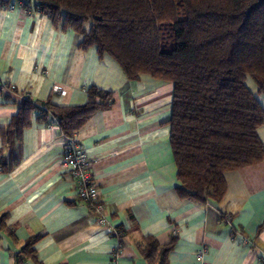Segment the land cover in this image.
<instances>
[{"label": "crops", "instance_id": "0c3cea01", "mask_svg": "<svg viewBox=\"0 0 264 264\" xmlns=\"http://www.w3.org/2000/svg\"><path fill=\"white\" fill-rule=\"evenodd\" d=\"M0 0V80L15 86L0 91V129L6 128L22 100L51 99L79 105L90 86L113 93L74 139L86 150L106 209L107 224L76 195L74 178L63 162L65 136L56 118L37 120L22 130L12 147L0 135V264H157L138 244L153 237L174 238L165 264H264V160L223 173L218 200L197 202L176 192L179 183L169 141L172 83L141 73L128 79L109 55L80 47L82 36L30 8ZM262 108L264 94L251 86ZM264 144V124L257 129ZM35 258L17 261L32 235ZM20 256V255H19Z\"/></svg>", "mask_w": 264, "mask_h": 264}, {"label": "trees", "instance_id": "16d2710c", "mask_svg": "<svg viewBox=\"0 0 264 264\" xmlns=\"http://www.w3.org/2000/svg\"><path fill=\"white\" fill-rule=\"evenodd\" d=\"M35 1L39 12L82 36L80 47L94 46L100 56L112 57L128 79L145 73L172 83L167 124L180 197L218 200L225 171L264 160L257 134L264 108L247 85L251 78L264 94V0ZM112 101V91L96 86L79 105L22 100L0 135L12 147L37 112V120L52 116L64 136L73 137ZM13 161L0 159V169ZM40 237L28 238L17 261L35 258ZM173 243L174 238L160 244L148 236L138 248L144 258L165 264Z\"/></svg>", "mask_w": 264, "mask_h": 264}, {"label": "built area", "instance_id": "2783aa9c", "mask_svg": "<svg viewBox=\"0 0 264 264\" xmlns=\"http://www.w3.org/2000/svg\"><path fill=\"white\" fill-rule=\"evenodd\" d=\"M9 7L18 4L22 7L24 13H29L30 8L22 0H9ZM13 84H7L0 80V91L14 90ZM63 162L67 170L74 178L77 198L87 203L96 214V221L100 225L107 224L106 209L100 196V191L94 180V174L91 170V163L87 157L86 150L74 137L65 136V146L63 151ZM121 244L118 242L112 253L111 264H117L116 258L120 252ZM264 256V250L261 252ZM198 264H207L203 257V251L196 253Z\"/></svg>", "mask_w": 264, "mask_h": 264}, {"label": "rangeland", "instance_id": "374dc122", "mask_svg": "<svg viewBox=\"0 0 264 264\" xmlns=\"http://www.w3.org/2000/svg\"><path fill=\"white\" fill-rule=\"evenodd\" d=\"M254 84L253 80L251 78H249L247 80V85L251 88V86Z\"/></svg>", "mask_w": 264, "mask_h": 264}]
</instances>
